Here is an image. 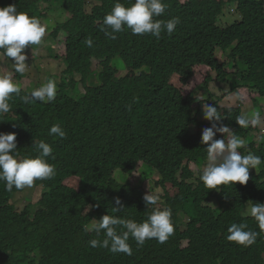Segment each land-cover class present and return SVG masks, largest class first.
Here are the masks:
<instances>
[{
  "label": "trees",
  "instance_id": "trees-1",
  "mask_svg": "<svg viewBox=\"0 0 264 264\" xmlns=\"http://www.w3.org/2000/svg\"><path fill=\"white\" fill-rule=\"evenodd\" d=\"M44 2L49 3L0 0V7L15 4L44 24L55 10L51 1L45 9ZM114 2L56 3L69 15L50 37L59 43L51 61L67 65L56 98L25 104L20 96L27 93L21 90L10 100L13 110L0 118V132L16 134L18 156L37 155L34 145L43 140L53 148L54 159L47 160L55 168L51 179L31 186V192L43 193L41 200L22 210L10 202L31 187L9 192L0 182V264H264V232L250 247L226 239L232 223L260 232L249 211L252 204L264 203V159L258 169H249L244 185L209 190L199 179L189 184L190 165L206 163L200 139L211 122L200 119L205 102L221 112L218 126L245 140L242 154L264 158V144L257 148L253 135L264 131L262 124L240 128L235 121L254 109L264 115V0H163L167 7L158 19L181 22L171 36L162 32L161 40L127 29L116 39L105 36L101 21ZM89 38L91 48L85 44ZM94 63L102 71L96 72ZM123 69L127 75L118 77ZM32 72L33 67L14 78L37 79ZM79 84L85 92L77 99ZM247 91L251 104L244 109L237 99L233 108L222 104L225 95ZM53 124L62 126L65 138L48 134ZM140 163L158 172L148 189L127 181ZM159 190L164 195L155 207L171 209L175 229L165 243L152 239L138 247L130 238V256L89 246L88 241L104 236L85 232V225L106 214L143 222L154 207H147L143 196ZM117 197L123 209L114 213ZM213 201L219 202L218 210L206 206Z\"/></svg>",
  "mask_w": 264,
  "mask_h": 264
},
{
  "label": "clouds",
  "instance_id": "clouds-1",
  "mask_svg": "<svg viewBox=\"0 0 264 264\" xmlns=\"http://www.w3.org/2000/svg\"><path fill=\"white\" fill-rule=\"evenodd\" d=\"M166 7L163 0H128L127 5L121 3L120 0H115L111 10L103 16L100 30L110 39H116L115 34L125 29L130 30L132 35L150 34L157 39L160 38L162 32L171 36L181 21L179 17H172L168 20L158 19L164 15ZM46 27L39 18L18 11L15 4L0 7V55L4 57L3 61L8 63L11 58L10 64L12 65V71L0 74V118L13 110L10 104L13 95L20 96L21 94V86L14 82V74L23 75L29 67L26 64L28 57L25 54V48L30 46L29 50H34L40 47L43 44L41 42L45 36ZM85 44L91 48L93 40L86 39ZM54 53L53 49L52 55ZM56 94V82L49 79L20 98L25 104L50 103L56 98ZM244 94H237L235 98L245 103L249 100H244L246 98ZM197 106L199 107L196 104L193 109ZM201 106L200 119L203 115V119L211 122V126L204 128L201 134L200 142L206 145L204 148L206 163L202 170H197L199 180L209 190H216L222 185H233L236 182L241 185L246 184L249 180V169H258L264 158L250 151L242 154L240 149L246 147L245 140L235 135L228 126H218L223 118L217 107L206 102ZM128 110H131V105H128ZM235 121L240 128H256L262 123L261 112L258 109L245 112ZM218 133L222 134L223 138L219 139ZM48 134L60 139L66 137V132L59 124L51 125ZM215 136L218 139H214ZM257 139L258 141L264 140V135L258 136ZM34 147L37 155L18 156L16 134L0 132V182L4 183L5 190L10 192L13 188L20 190L31 187L35 181L51 179L55 175L54 166L47 160L48 157L54 159L52 146L40 140L35 143ZM191 165L197 164L192 163ZM142 167L146 168L140 163L137 171ZM148 170L149 172L144 175L148 176L156 172ZM189 171L192 174L190 168ZM195 180L198 179L193 176L189 184H195ZM162 197L159 192L152 191L143 196L147 207L154 206L143 222L109 214L103 215L99 220L93 219V223L84 226V231L94 232L98 237L103 233L104 238L88 241L89 246L105 248L111 253H124L130 256L132 255V248L128 243L130 238L136 242L138 247L143 246L146 240L152 239L160 244L165 243L175 229L171 221V209L155 207ZM114 202L117 207H112V211L119 213L123 205L118 197L114 198ZM216 203L220 207L219 202ZM206 206L210 207L209 204ZM249 215L257 224L256 230L259 228L260 232L253 231L252 226L245 223H232L227 228L226 239L229 242L243 247H250L256 243L258 236L264 232V203L252 204Z\"/></svg>",
  "mask_w": 264,
  "mask_h": 264
},
{
  "label": "rangeland",
  "instance_id": "rangeland-1",
  "mask_svg": "<svg viewBox=\"0 0 264 264\" xmlns=\"http://www.w3.org/2000/svg\"><path fill=\"white\" fill-rule=\"evenodd\" d=\"M49 3L44 2L43 3V7H45V9L49 8L51 6L50 1L52 3V7L55 4V10L54 12L51 13H47L46 15L49 17V20L45 21V25L47 26V33L46 37L43 39V44L38 47L37 49L34 50H29V47L25 48V54L27 55L28 59L26 61H30V64H27L28 70L30 71L33 67V78H37V79H32L31 77H23L20 80H16L14 78V82L18 83L21 86V90L23 92H30L31 90H33L34 88H37L39 86V84H43L46 83L47 80L51 79V77H53V80L56 82L57 85V91H58V84L61 82V78L64 76L65 74V70L67 69V65L63 62H59V61H51L52 56L56 55V51H58V45L59 43H53V41L50 39L51 35L53 34V32L55 31V29L57 28L58 25L65 23L67 21V19L69 18V15H67L66 13L63 12V10H61L60 8L56 7V3L60 2V0H48ZM55 1V2H54ZM92 11V6H88L87 7V13H91ZM232 15H234L233 10L229 11ZM57 30V29H56ZM43 45H45V47H43ZM51 48L54 49V54L52 55V50H50ZM2 55H0V74H3L5 72H9L12 71V65L11 63V58L9 59V62L3 61V59L1 58ZM47 58V59H46ZM33 60V61H32ZM51 61V63H50ZM93 69L96 70V72L98 71H102L101 66L97 63H94ZM230 70V69H229ZM228 70V71H229ZM95 72V71H94ZM127 75V71L123 70V72H118V77H123ZM50 77V78H49ZM40 78V79H39ZM80 78H75L76 82H79ZM93 82L96 83V80H93ZM39 83V84H38ZM78 90L79 92L76 94V98H79V94H81L80 96L84 95L85 89L83 87L82 84H79L78 86ZM244 96L246 97L244 100H249L247 102H243L240 104L241 108L244 109L246 107V103H250V97H249V93L246 92L244 94ZM226 99L225 101L222 102V104L225 107H230L233 108V104L238 105L236 102V95L232 96V95H225ZM251 104V103H250ZM262 105L264 106V102L262 103ZM261 108H263L261 106ZM262 113V112H261ZM264 113V110H263ZM262 117V125L260 128L263 129L264 125V115H261ZM252 135V133H251ZM254 138L256 139V147L259 148L261 147L262 144H264V140H259L258 141V136L260 135H264V131L262 132H255L253 133ZM218 138L221 139L223 138L222 134L218 133L217 134ZM204 164L202 165H191L190 166V170L194 176L195 179H199L198 178V174H197V170L201 169L203 167ZM149 170L147 168H140L135 174H133V177H131V179L129 180V178L127 179V181H129V183H131L134 187H140L142 184V187H145L146 189H148L150 187V182L149 181H153L156 180L158 178V174L156 172H153V174L151 175H144L146 173H148ZM194 181H192L193 183ZM32 191V187L30 188V190L28 192H26V194L24 196H18L16 197V199L14 201H11V203L19 209L22 210L25 208V206L30 205L31 203H33L34 199L35 202L38 203L41 198H42V194L43 193H35V192H31ZM160 193L161 196L164 195L162 190L158 191ZM29 199V200H28ZM210 207L214 208V209H218L219 205L216 202H213L211 204H209ZM38 208L35 207L34 210H37Z\"/></svg>",
  "mask_w": 264,
  "mask_h": 264
}]
</instances>
